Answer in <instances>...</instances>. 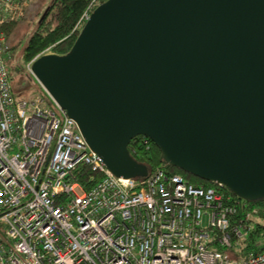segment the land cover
<instances>
[{"label":"water","instance_id":"obj_1","mask_svg":"<svg viewBox=\"0 0 264 264\" xmlns=\"http://www.w3.org/2000/svg\"><path fill=\"white\" fill-rule=\"evenodd\" d=\"M31 70L114 175L149 174L129 151L145 135L168 164L264 198V0H105Z\"/></svg>","mask_w":264,"mask_h":264},{"label":"built area","instance_id":"obj_2","mask_svg":"<svg viewBox=\"0 0 264 264\" xmlns=\"http://www.w3.org/2000/svg\"><path fill=\"white\" fill-rule=\"evenodd\" d=\"M28 1L0 0V24ZM7 50L0 31V264H264V249L226 252L244 237L246 217L232 222L241 198L162 166L114 175L45 88L16 97ZM83 168L100 173L89 188Z\"/></svg>","mask_w":264,"mask_h":264},{"label":"trees","instance_id":"obj_3","mask_svg":"<svg viewBox=\"0 0 264 264\" xmlns=\"http://www.w3.org/2000/svg\"><path fill=\"white\" fill-rule=\"evenodd\" d=\"M105 0H51L48 5V13L36 23L29 36L28 41L24 46V59L30 62L38 54L43 52L47 47L52 46L57 53L67 52L76 40L81 28L85 22H82L77 28L78 23L85 12H91L99 3ZM16 21L10 20L0 24V31H4L9 41L10 33L14 28ZM10 43V42H9ZM18 44H10V49L15 48ZM11 78V66H9ZM14 71H19L20 67L12 68ZM34 79V78H33ZM14 80V79H13ZM36 80V79H34ZM13 83V82H12ZM15 89V85L13 83ZM40 93L45 94L40 86ZM147 138L148 142H144ZM130 154L138 161L148 165L149 173L153 172L157 167H164L171 173H179L190 182L203 187H219L218 184L192 175L182 169L168 164L160 149L156 144L145 135L134 137L129 143ZM100 176V173L90 168H83L80 171L79 179L89 188ZM228 193H233L229 188H226ZM234 194V193H233ZM236 199L239 197L234 194ZM247 215H250L248 223L252 226L249 236L241 240V255H250L264 249V198L257 200H244L238 206L236 214L232 217L233 223H239Z\"/></svg>","mask_w":264,"mask_h":264},{"label":"rangeland","instance_id":"obj_4","mask_svg":"<svg viewBox=\"0 0 264 264\" xmlns=\"http://www.w3.org/2000/svg\"><path fill=\"white\" fill-rule=\"evenodd\" d=\"M50 2L51 0H29L27 5L23 9V17L19 19L15 18L14 21H16V24L10 33L9 41L7 39L9 47L11 42L12 44H18L15 48H9V50L5 52L8 65L11 66V73L13 75L12 82L15 85L14 91L17 98H30L32 96L38 95L41 92L40 86L43 87L41 83H39V81L35 78L34 74H32L28 70L29 62L24 59L23 48L28 41L33 29L36 27V23L39 21L44 10L48 7ZM53 52L55 51L53 47L50 46L38 55ZM15 66L20 67V70L14 71L12 68H14ZM33 78L36 80H34ZM249 218L250 215H247L246 220L242 226V229L246 235L245 238L249 236V233L247 232L250 231L252 227L248 223ZM241 249L242 246H240L239 250L236 251V253L234 251H231L230 249H227L226 252L229 253L231 259H240L243 257V255H241Z\"/></svg>","mask_w":264,"mask_h":264}]
</instances>
